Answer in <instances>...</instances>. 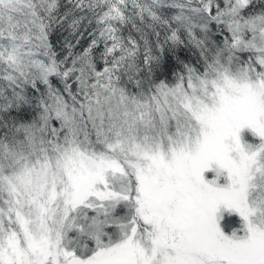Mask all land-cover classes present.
I'll use <instances>...</instances> for the list:
<instances>
[{
	"label": "snow or ice",
	"instance_id": "1",
	"mask_svg": "<svg viewBox=\"0 0 264 264\" xmlns=\"http://www.w3.org/2000/svg\"><path fill=\"white\" fill-rule=\"evenodd\" d=\"M0 264H264V0H0Z\"/></svg>",
	"mask_w": 264,
	"mask_h": 264
}]
</instances>
